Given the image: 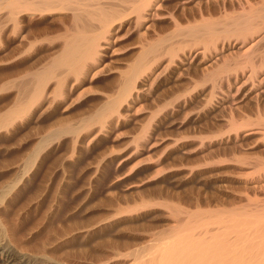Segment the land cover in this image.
Returning a JSON list of instances; mask_svg holds the SVG:
<instances>
[{
  "label": "bare ground",
  "instance_id": "1",
  "mask_svg": "<svg viewBox=\"0 0 264 264\" xmlns=\"http://www.w3.org/2000/svg\"><path fill=\"white\" fill-rule=\"evenodd\" d=\"M164 23L173 29L158 35ZM133 50L132 61L120 68L119 63ZM196 63L208 65L198 82L201 86L210 82V88L218 90L223 82L232 81V86L240 84L238 92L250 81L252 89L264 90V0H0V66L25 68L0 85V93L15 91L14 104L0 115V133L42 121L45 116L51 119L89 94H100L104 100L92 113L73 124L59 119L52 125L26 168L35 165L45 144L68 143L79 154L75 144L116 141L119 128L136 115V105L159 79H165L170 70L185 72ZM108 75L114 76V91L95 89L101 77ZM213 95L209 93L208 105ZM256 126L257 131L253 130ZM263 127L264 114L253 122L231 120L228 130L238 134L247 128L264 143ZM142 132L135 137L136 143L146 139ZM262 168L264 162L252 172H259L255 173L258 176ZM24 176L19 179L22 184L27 182ZM253 179L254 191L264 193V175L247 180ZM5 188L0 203L14 190V186ZM145 201L136 209L159 205L173 217L174 225L157 233L155 241L152 235L151 245L125 254L131 258L128 264H264V199L240 209L195 212L165 201ZM4 210L0 209V264L54 260L48 256V243L35 255L22 253L14 241V228L2 219Z\"/></svg>",
  "mask_w": 264,
  "mask_h": 264
},
{
  "label": "rangeland",
  "instance_id": "2",
  "mask_svg": "<svg viewBox=\"0 0 264 264\" xmlns=\"http://www.w3.org/2000/svg\"><path fill=\"white\" fill-rule=\"evenodd\" d=\"M172 29L164 23L157 34L164 36ZM135 53L126 54L119 67L124 69ZM205 64L196 63L185 72L170 70L166 81L159 79L138 102L136 115L119 128L116 135L121 136L116 141L107 139L89 147L75 144L79 154L68 143L45 144L35 165L26 168L37 143L58 120L76 123L101 105L104 96L100 94H89L51 119L45 116L21 129L0 133V195L5 187L14 186L0 209H5L2 219L14 228V241L22 253L35 255L48 243V256L57 262L128 264L131 258L125 254L141 250L153 237L155 241L157 233H164L175 221L159 205L137 210L141 200L165 201L195 212L240 209L264 199V193L252 187L255 180H247L264 175L263 168L258 176L259 172H252L264 162V143L247 128L238 134L228 130L231 120L253 122L263 116L264 90L252 89L250 81L238 92L240 84L232 86V81L223 82L222 90H212L210 82L201 86L198 82L208 69ZM3 67L0 85L25 71ZM114 87L113 75L95 84L102 93ZM6 92L0 93V115L14 104L15 91ZM209 93L215 94L211 105ZM141 132L146 139L136 143ZM24 175L27 182L22 184L19 179ZM134 206L137 211H132ZM54 260L46 264H56Z\"/></svg>",
  "mask_w": 264,
  "mask_h": 264
}]
</instances>
